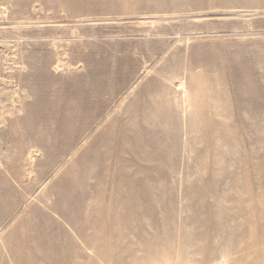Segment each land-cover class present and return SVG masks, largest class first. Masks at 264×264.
I'll use <instances>...</instances> for the list:
<instances>
[{
    "label": "rangeland",
    "instance_id": "374dc122",
    "mask_svg": "<svg viewBox=\"0 0 264 264\" xmlns=\"http://www.w3.org/2000/svg\"><path fill=\"white\" fill-rule=\"evenodd\" d=\"M0 264H264V0H0Z\"/></svg>",
    "mask_w": 264,
    "mask_h": 264
},
{
    "label": "bare ground",
    "instance_id": "6f19581e",
    "mask_svg": "<svg viewBox=\"0 0 264 264\" xmlns=\"http://www.w3.org/2000/svg\"><path fill=\"white\" fill-rule=\"evenodd\" d=\"M73 150V149H72ZM75 151V150H74ZM73 152V151H72ZM74 153V152H73ZM29 174V173H28ZM8 252V251H7Z\"/></svg>",
    "mask_w": 264,
    "mask_h": 264
}]
</instances>
